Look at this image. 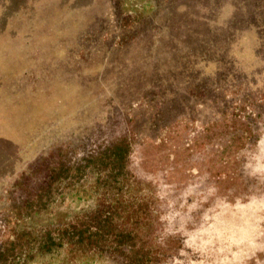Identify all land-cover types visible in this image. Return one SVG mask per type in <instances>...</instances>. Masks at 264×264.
<instances>
[{
  "label": "rangeland",
  "instance_id": "rangeland-1",
  "mask_svg": "<svg viewBox=\"0 0 264 264\" xmlns=\"http://www.w3.org/2000/svg\"><path fill=\"white\" fill-rule=\"evenodd\" d=\"M93 130L127 134L122 171L71 165L29 223L97 208L103 175L148 211V264H264V0H0V264H102L33 258L17 222L48 155Z\"/></svg>",
  "mask_w": 264,
  "mask_h": 264
},
{
  "label": "trees",
  "instance_id": "trees-1",
  "mask_svg": "<svg viewBox=\"0 0 264 264\" xmlns=\"http://www.w3.org/2000/svg\"><path fill=\"white\" fill-rule=\"evenodd\" d=\"M111 125L104 126L103 131ZM100 133L102 132L97 130L90 133L91 144L83 147L88 148V151L86 150L82 154L80 152L83 151V148H81L82 151H78L69 144H61L53 149L47 157L50 163H45L49 175L45 177V183L40 187L38 193L29 201L27 200L26 212L23 213L21 209L17 210L19 215L17 222H33L35 217L47 210V205L52 201L51 194L52 197L57 195L59 184L63 179L70 177L69 171L73 169L71 165L75 164L76 168L73 170H76L81 177L86 168L97 170L98 166L107 165L105 168H109V177L114 172L122 171L128 151L121 146V143L128 139L127 134L119 136L120 139L117 137L110 139L107 134L104 136ZM111 141L114 144L106 145ZM95 149H97L96 155ZM77 151L80 158L76 156ZM38 166L40 167V165ZM117 167L119 170L116 171ZM35 169L32 167V171ZM102 169L104 170V168ZM102 176L100 175L96 182L106 194L100 197L97 208L81 213L72 218L73 221L67 223H46L47 225L37 228L36 225L28 222L31 229H34V234H28L30 242H32L31 257L54 256L56 253L64 251L67 255L76 258L79 263L96 260L102 264H148L149 254L140 253L142 237L145 235L147 237V234L150 236L151 231L149 229L151 226L147 223L149 219L145 221L148 211L141 207L140 202L136 203L138 208L133 207L130 210L122 208L120 201L108 195L112 187L117 186L118 181L112 179L110 181V178L106 179ZM22 184V179H20L15 187L19 188ZM53 190L57 193H52ZM58 194L60 195V193ZM159 216L160 214H156L155 219H159ZM163 229L161 227L159 231H155L154 235L152 232L151 240L156 242L161 235L164 236ZM5 252L6 248L1 249L0 256ZM20 259V257H15L17 263Z\"/></svg>",
  "mask_w": 264,
  "mask_h": 264
}]
</instances>
